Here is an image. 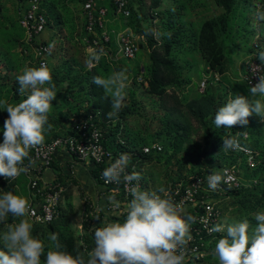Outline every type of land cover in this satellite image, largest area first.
<instances>
[{"label":"trees","instance_id":"16d2710c","mask_svg":"<svg viewBox=\"0 0 264 264\" xmlns=\"http://www.w3.org/2000/svg\"><path fill=\"white\" fill-rule=\"evenodd\" d=\"M87 1L40 0L47 25L39 38L50 47V58L55 56L58 61V64L50 63L48 66L57 96L48 113V124L44 126L43 141L50 142L62 136L75 134L71 122L74 116H78L81 112L101 111L104 146L116 156H119L120 152L122 154L137 152L140 158L134 157L133 162L137 165L144 191H155L160 195H164L170 185L187 183L192 176L221 174V170L225 167L238 166L241 171L240 176L244 178V185L240 188L225 186L226 195L230 198L229 205L246 217L250 231L254 229L257 225L256 214L264 212V144L260 145L264 142V121L261 122L253 114L248 118L249 123L246 126L217 128L214 124L217 109L224 106L229 99L235 98L236 95L253 99L247 95L248 88L243 87L246 85L243 80L236 84L228 77L230 65L226 45L230 41L228 35L231 25L238 19L236 14L238 9L240 10L242 0H211L219 9V13L213 16L204 10H210V0L166 2L127 0L130 10V16L127 18L116 15L112 0H95L98 4L96 15L100 8H106L107 22L115 15L119 17L116 26L113 27L115 32L130 29L135 35L143 37L140 47L145 44L150 62L143 68L138 66L135 70L128 64L129 59L110 61L105 56H101L91 69L88 68V61L93 55H87L84 40L93 36L87 31L84 11ZM261 5L264 6V1ZM26 9V0H0V62L4 70L3 73L0 68V102L7 104H18L28 95L26 92L23 94L20 92L14 74L22 73L25 66L39 67L38 64H34L32 46L26 41L25 30L20 24ZM261 11L264 15V8ZM107 22L106 29H108ZM48 31L51 32L49 39ZM96 32L99 36L103 29L97 26ZM256 37L259 41H264L263 33L256 34L255 39ZM111 38L110 47L115 53L117 51L115 35L112 34ZM33 42L36 43V40ZM253 51L254 48L249 49L250 54ZM139 52L135 59H138ZM199 57L205 63L204 73L212 74V77L208 79L203 93L199 88L196 93H187L192 79L185 74L190 71ZM125 69L128 77L127 96L122 107L117 111L113 109L111 95L95 85L93 78L95 76L107 78L113 72ZM213 73L220 75L218 81L215 80ZM137 88H143L153 96L161 112V117L155 119L161 128L153 134L149 142L132 141L126 135L127 121L132 116L141 115L142 105L137 98ZM110 112L113 115L109 118ZM181 116H185L201 130L203 139L200 142L191 140L192 127ZM7 118L6 104L0 103V143H3L4 122ZM48 125L51 127L49 128ZM246 133L249 134L248 139H244ZM237 136L243 146L258 152L259 164L255 169L249 168L248 158L244 153L233 151L232 148H223L224 139ZM151 143L162 144L163 151L144 154L142 147ZM144 168H147V171H144ZM165 168L167 173L168 169L172 168V174H165L164 177L169 182L162 185L160 179L156 177L158 173L155 172L159 169L163 174ZM96 176L101 182L99 170L96 171ZM55 181L64 186L59 216L46 225L32 223V235L44 244L40 264H46L51 233L57 234L58 240L55 243L60 245L58 250L66 251L74 257L78 253L83 254L87 260L88 252L95 247V229L100 226L94 227L90 223L93 220L89 216L90 209H87L82 224L83 233L79 236L70 221L73 212L72 187L61 179ZM18 182L19 179L9 183L3 182L0 176V195L9 191L18 195ZM160 189L164 191L160 192ZM115 197L118 202L124 201L119 189H116ZM210 198L216 202V207L221 212L220 206L225 209L228 207V201L223 204L219 202L222 197L218 193L210 194ZM125 219L123 217L118 220L125 221ZM187 221L190 222L192 219ZM18 222L19 218L11 214L0 221V251H7L3 235L8 226ZM224 235L214 233L206 238L207 255L204 261L214 259V264H220L215 245ZM51 250L57 249L53 246Z\"/></svg>","mask_w":264,"mask_h":264},{"label":"clouds","instance_id":"9594fccd","mask_svg":"<svg viewBox=\"0 0 264 264\" xmlns=\"http://www.w3.org/2000/svg\"><path fill=\"white\" fill-rule=\"evenodd\" d=\"M99 59L100 54H94L88 62H98ZM257 59L264 65V51L258 54ZM126 71L113 72L107 78H93L95 85L111 95L113 109L117 111L127 96ZM17 82L22 94L28 92L26 99L15 105L0 102L6 104L8 113L4 122L3 143H0V176L4 178H15L27 171L23 162L30 149L43 142L44 126L48 124V113L57 96L51 70L45 63L39 67L25 66ZM249 94L253 99L236 95L218 108L214 117L215 126H246L253 114L264 118V100L255 99L257 96L264 97V76H260L259 82L250 87ZM112 115V112L108 113L109 118ZM236 146L235 138L223 140L224 149ZM128 160L129 155L122 154L116 164L107 168L103 172L105 182H119ZM225 175H209V187L216 189ZM125 179H139V174L133 173ZM163 191L160 189V192ZM131 196L123 223H107L95 229V247L88 252L87 260L83 254L78 253L74 257L58 250L60 245L55 243L57 234L51 233L46 264H183L182 249L191 239L188 221L182 216L184 210L170 197H162L155 191H141L139 185L131 189ZM112 202L119 207V202ZM9 214L19 218V222L9 225L3 235L7 251H0V264H40L44 244L32 235L33 224L28 219L32 212L28 199L10 191L0 195V221ZM255 219L257 225L251 231L246 219L238 223L217 224L209 230L225 233L215 245L220 264H264V212L257 213ZM53 246L57 250H51Z\"/></svg>","mask_w":264,"mask_h":264},{"label":"built area","instance_id":"2783aa9c","mask_svg":"<svg viewBox=\"0 0 264 264\" xmlns=\"http://www.w3.org/2000/svg\"><path fill=\"white\" fill-rule=\"evenodd\" d=\"M27 9L23 14L20 24L26 33V41L32 46L34 54V64L40 66L41 63L50 65V47L45 44L39 37L45 31L47 19L42 13L40 0H26ZM116 9L117 16H130L127 0H112ZM95 0H88L84 5V11L87 18V31L93 37L85 39L87 55L100 54L107 57L110 61L119 59H135L140 51L139 40L143 37L135 35L132 30L126 29L120 32L108 31L106 29L107 9L100 8L98 15L95 14L97 8ZM103 29L101 35H97L96 28ZM112 34L115 35L117 51L114 53L110 47ZM38 39H40L38 41ZM36 40V43L33 41ZM258 44L254 45V52L247 56L244 63V73L240 74L241 79L248 88L255 86L259 82V77L264 76V65L257 59ZM102 50V52H101ZM97 62L89 63L88 68L91 69ZM216 81L220 79L219 74H214ZM208 79L205 78L201 83L199 90L204 92ZM75 134L62 136L50 142L43 141L35 148L30 149L29 156L24 160L23 166L27 168L26 172L21 173L15 178H4L3 182H13L21 176L27 179V188L29 193V204L32 214L28 217L33 224L46 225L53 222L59 216V208L62 203V195L64 186L55 180L52 182L44 181L45 173L51 169L55 155L58 151L64 149L69 151L76 159L80 161H91L99 170V179L102 185L115 192L119 189L124 197V201L116 207L114 203L108 207L109 212L120 218L126 217V205L132 199L131 189L137 185L141 191H144L143 181L139 179L126 180V176L138 173L137 165L133 162L134 157L140 158L137 152L133 151L129 155V160L123 166L120 174L119 182H105L103 172L110 166L116 164L119 156L109 151L104 146V134L101 129L102 112L80 113L71 120ZM249 134H244V139H248ZM237 146L232 148L233 151H239L246 155L247 163L250 169H255L259 162L257 161L258 152L243 146L238 136L235 138ZM144 154L153 152L160 153L163 146L160 143H151L142 147ZM134 163V164H133ZM226 173V175H225ZM240 169L238 166L225 167L221 170V175H225V179L217 186L211 189L208 183V175L192 176L187 183H178L170 185L164 192L162 197H170L171 200L179 205L183 210L191 209L193 211L192 221L188 222L191 239L183 247L184 253L183 264H200L207 255L206 238L212 236L216 232L209 230L215 226L221 219V211L216 207L217 204L210 198V194H222L225 186L240 188L242 186L240 178ZM115 188V190H114ZM160 195V194H159ZM94 211L90 210L89 216L92 218ZM182 216L186 219L184 211ZM92 223V222H90Z\"/></svg>","mask_w":264,"mask_h":264},{"label":"rangeland","instance_id":"374dc122","mask_svg":"<svg viewBox=\"0 0 264 264\" xmlns=\"http://www.w3.org/2000/svg\"><path fill=\"white\" fill-rule=\"evenodd\" d=\"M169 0H164V2ZM264 0H242L240 3V10L238 9L236 16H238L235 21H233L230 29V35H228V40L226 45V51H227V58H228V64L230 65L229 68V74L228 77L233 83H240L241 76L243 75L244 71V63L249 56L250 52L249 49L254 48V45L258 44L257 54L264 51V41H259L258 37L255 39V35L258 33L264 34V20L261 22L262 19H264V15L261 14V10L264 8L263 5H261V2ZM263 6V8H262ZM210 10L204 9L207 12H210V16H213L214 14L219 13V9L216 6V4L210 0ZM242 11V15H240V12ZM259 16H261L259 18ZM262 23V24H260ZM233 34V36H231ZM51 35V32H47V38L49 39ZM143 39L139 40L138 43L140 45L141 41ZM146 46L141 45L139 57L135 60H129L128 64L132 66V69L135 70L138 66L148 65L149 55L146 50ZM252 53V52H251ZM128 60V59H127ZM49 62L53 65L58 64L57 58L54 56L50 58ZM30 63V62H28ZM0 68L3 70V66L0 62ZM205 70V63L199 57V59L192 65L190 68V71L186 73V76L191 77V85L190 88L187 89V93H196L198 88L200 87V83L205 78H211L212 74L206 75L204 72ZM4 73V70L2 71ZM19 74H14V77H18ZM202 80V81H201ZM228 85V84H225ZM243 87L248 88L246 85H243ZM137 98L138 101L142 105L141 109V115L139 116H132L125 125L126 135L128 136L129 140L135 141L138 140L140 143L142 141L149 142L151 141V137L154 136L153 134L161 128L160 124L157 123L155 120L156 117H161L160 109H158V103L156 102V99L153 96H150L143 88H137ZM28 94V92L26 91ZM247 95L249 94V88L247 91ZM251 96V95H250ZM253 98V97H252ZM255 99H262L264 100V97L257 96ZM184 121H186L190 126L192 127V133H191V140L200 142L203 139V134L201 130L197 129L193 123L187 120L185 116H181ZM261 120V122L264 121V118L258 117ZM193 124V125H192ZM122 140L124 139L121 138ZM126 139V136H125ZM264 144V142H261L260 145ZM162 145V144H161ZM259 151V150H257ZM260 152V151H259ZM147 168H144V171ZM161 170H156L155 173H158L156 177H158L162 182V185L167 184L169 181L164 177L167 173V169L165 168L163 171V174L160 172ZM160 174V175H159ZM167 174H172V168L168 169ZM242 185L244 182V178L242 175L240 176ZM18 195H22L26 197V194L23 191L18 190ZM222 199H220L219 202L223 204L224 202L228 201V207L225 209L222 206H220L222 210V216L220 219L219 224H230V223H238L246 219L245 216L240 215L237 211H235L233 207L229 205L230 198L226 195V191H223L222 194H219ZM74 197V195L72 196ZM79 197L80 195L77 193L75 198V205L72 202V210L75 212L73 213V216H71L70 221L72 223L73 228L78 232V235L80 236L83 230L79 228L80 225L83 224L84 216L82 217L81 210L79 209ZM73 200V199H72ZM71 200V201H72ZM65 202V201H63ZM76 207V208H75ZM247 220V219H246ZM225 234V233H221ZM212 262H215L214 260Z\"/></svg>","mask_w":264,"mask_h":264},{"label":"crops","instance_id":"0c3cea01","mask_svg":"<svg viewBox=\"0 0 264 264\" xmlns=\"http://www.w3.org/2000/svg\"><path fill=\"white\" fill-rule=\"evenodd\" d=\"M118 20L119 17L116 15L109 19L107 22L108 29L114 31L113 27L116 26ZM97 170L98 167L93 162L80 161L69 151L62 149L55 155L53 166L45 173L43 179L46 182L61 179L64 183L69 184L72 187L74 195L71 201L74 205L77 193L80 195L78 202L82 217L84 216L85 218L87 209L94 211L92 217L94 227L98 225L104 227L107 223L112 222L123 223L124 221L118 220L123 218L116 217L109 212L108 207L113 204L112 201L118 202L119 200L115 197V192L105 188L98 180L96 176ZM17 186L18 190L26 194V198L29 201L27 179L25 176L19 178ZM73 213L75 214V212ZM73 213L71 216H73ZM184 214L186 215V220H191L193 211L187 208L184 210ZM79 228L83 230L82 225ZM213 260H205L200 264H214Z\"/></svg>","mask_w":264,"mask_h":264}]
</instances>
